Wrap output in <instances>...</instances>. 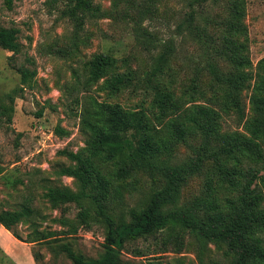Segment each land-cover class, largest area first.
<instances>
[{
	"label": "trees",
	"instance_id": "obj_1",
	"mask_svg": "<svg viewBox=\"0 0 264 264\" xmlns=\"http://www.w3.org/2000/svg\"><path fill=\"white\" fill-rule=\"evenodd\" d=\"M62 1L65 8L61 14L71 20L77 31L86 20L99 15L100 7L94 0ZM207 1L193 0L196 4ZM14 2L2 0L9 11ZM55 3L57 0H49L50 6ZM192 13L193 10L185 15L177 30L181 35L186 31L204 57L202 70L208 78L209 91L205 105L193 102L204 95L199 73H194L179 94L159 83L154 87L149 110H125L116 103L97 101L90 92L101 79L98 90L109 98L135 87L132 73L114 72L116 61L106 54L96 56L88 76L75 82L83 95L73 101L74 112L79 129L89 139L82 152L62 154L74 163L63 168V174L76 180L78 189L51 188L45 198L53 208L76 205L78 225L84 229L102 225L105 239L104 250L94 259L74 250L68 242L49 243L55 255L63 254L71 264H133L122 259L133 243L150 241L151 250L132 249V254L143 257L168 248L179 252L187 236L199 246L200 264H204L202 254L208 243L224 248L227 264H264V59L252 74L243 13L237 2L228 7L227 18L215 36L195 25ZM165 46L153 75L161 71L167 56L174 52L173 42ZM0 48L12 54L22 52L17 29L0 27ZM25 60L33 65L29 58ZM17 72L23 84L36 75L35 70L24 67ZM246 90L251 92L249 102L254 116L245 123V134L221 132L222 114L232 112L239 121L243 120L242 93ZM4 116L11 120L6 107L0 105V121ZM55 131L61 136L67 134L59 127ZM180 145L190 153L181 161H173L171 151ZM207 168L209 176L204 173ZM138 174L149 181L143 203L127 208L119 217L108 213L112 199L123 205L118 183ZM202 175L206 177L204 191L182 203L183 187L191 178ZM30 212L29 205L22 212L0 210V225L18 241L41 242L47 238L43 232L33 231L35 236L28 242L13 231ZM31 254L37 264L38 255ZM3 259L14 264L0 249V264Z\"/></svg>",
	"mask_w": 264,
	"mask_h": 264
},
{
	"label": "rangeland",
	"instance_id": "obj_2",
	"mask_svg": "<svg viewBox=\"0 0 264 264\" xmlns=\"http://www.w3.org/2000/svg\"><path fill=\"white\" fill-rule=\"evenodd\" d=\"M232 2H237L243 13L251 63L249 71L254 74L258 63L264 59V0H209L202 4L193 0H94L100 7L99 15L86 20L78 31L71 20L61 14L65 8L62 0H57L53 6L49 0H15L10 11L0 0V27L17 29L22 45L19 54L0 48V105L6 107L11 119L8 121L4 116L0 121V210L22 212L25 205L32 209L13 231L20 240L28 242L35 236L33 231L47 235L41 242L26 243L29 251L38 255L37 264H71L63 254L55 255L50 250L49 243L53 241L68 242L87 258H97L104 250L102 225L92 224L90 229H84L77 223L79 209L76 205L53 208L45 198L51 188L78 189L77 181L63 174V168L74 163L62 154V151L82 152L89 139L79 129L74 112L73 101L83 95L75 85L76 80H84L94 58L106 54L116 61L114 72L132 73L135 87L109 98L106 92L98 90L101 79L90 92L97 101L116 103L125 110H149L154 87L159 83L179 94L194 73H199L204 95L197 96L193 102L205 105L209 91L208 78L202 70L204 57L187 32L181 35L177 27L193 10L194 24L205 27L215 36ZM171 42L174 52L167 56L161 71L153 75L158 56ZM26 58L33 61V65L26 62ZM218 65L226 70L222 62ZM20 67L35 70V77L23 84L17 72ZM253 84L254 80L251 87ZM250 93V90L242 93L243 120L239 121L232 112L222 114L221 132L245 134V123L254 116ZM57 127L67 134H57ZM189 153L184 145L171 151L173 161H181ZM209 170L204 172L207 176ZM205 178V175L193 177L186 183L181 191L182 203L201 195ZM118 185L122 188L123 205L113 199L108 205V213L115 217L129 207L142 204L149 191L148 178L143 174ZM2 246L15 257L10 244ZM134 248L147 251L152 246L150 241L139 240L127 247L122 259L133 264H200L201 251L189 236L179 252L168 248L158 254L138 257L132 254ZM224 252L222 246L208 243L202 262L227 264ZM16 259L21 258L16 256ZM2 264H8L7 260L3 259Z\"/></svg>",
	"mask_w": 264,
	"mask_h": 264
},
{
	"label": "crops",
	"instance_id": "obj_3",
	"mask_svg": "<svg viewBox=\"0 0 264 264\" xmlns=\"http://www.w3.org/2000/svg\"><path fill=\"white\" fill-rule=\"evenodd\" d=\"M7 243L12 246L14 249V254L15 257L10 255L2 246V244ZM0 248L1 250L9 256V258L13 261L14 264H35L31 250L29 251V247H27L26 243L20 242L13 238L11 234L5 230L1 225H0ZM23 255L25 257H23ZM16 256H20V260L16 259Z\"/></svg>",
	"mask_w": 264,
	"mask_h": 264
}]
</instances>
